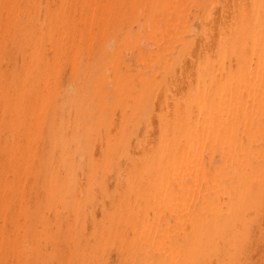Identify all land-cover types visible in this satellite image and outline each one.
<instances>
[{"label":"bare ground","instance_id":"obj_1","mask_svg":"<svg viewBox=\"0 0 264 264\" xmlns=\"http://www.w3.org/2000/svg\"><path fill=\"white\" fill-rule=\"evenodd\" d=\"M0 264H264V0H0Z\"/></svg>","mask_w":264,"mask_h":264}]
</instances>
